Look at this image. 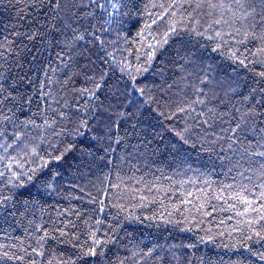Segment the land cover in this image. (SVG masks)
<instances>
[{
  "label": "trees",
  "instance_id": "trees-1",
  "mask_svg": "<svg viewBox=\"0 0 264 264\" xmlns=\"http://www.w3.org/2000/svg\"><path fill=\"white\" fill-rule=\"evenodd\" d=\"M54 9L0 0V144L22 134L0 148V264H264V212L217 199L264 190L261 158L221 133L264 87V0H75L64 20ZM133 82L142 103L126 109ZM208 108L211 127L197 123ZM53 119L61 135L42 127Z\"/></svg>",
  "mask_w": 264,
  "mask_h": 264
},
{
  "label": "snow or ice",
  "instance_id": "snow-or-ice-1",
  "mask_svg": "<svg viewBox=\"0 0 264 264\" xmlns=\"http://www.w3.org/2000/svg\"><path fill=\"white\" fill-rule=\"evenodd\" d=\"M49 6L55 5L54 11L56 12V18L59 20H64L63 16H60V12H64V15L67 16L69 19L72 18V16H75L76 13L73 11V8L75 7V0H44ZM93 3H95V0H93ZM102 7V5H101ZM217 24L220 23V21L216 22ZM65 28L70 29L73 33H75V29L72 28V25L69 23H65ZM217 36H220V33H217ZM34 38V37H29ZM84 37L81 35H74L71 40L65 39L63 43H65L66 46L68 47H75V45L83 41ZM260 52H264V48L259 49ZM241 64H243V61H240ZM260 63H264V61H261ZM261 77H264V72L259 73ZM206 83V82H204ZM132 92H139V96L134 97L132 95V92H126L123 96V102H124V107L126 109H131L135 107L137 104L142 103V96H143V89H137L135 83H132ZM239 85L236 87H231L229 90L233 93H236L239 89ZM97 88H99V85H97ZM3 89L0 87V92H2ZM89 90L88 89H82L81 93H87ZM260 94V99H256L255 93ZM95 97V93L93 92L91 96H89V101H91ZM118 98V97H117ZM3 99H0V106L3 105ZM245 102H250V101H255V105L253 107H249L245 112L241 113L238 117L234 118L235 119V124L234 126H230L227 129H222L221 133H226L227 134V139L230 141L229 143V148H232L233 145H237L238 148L241 150L242 154H246L249 159H253L255 157L261 158L258 163L259 167L261 169V176L264 178V112H259L256 109L264 107V87L260 88H255L251 90V93L249 96L244 97ZM193 104H200L204 105L205 101L203 99H198L193 101ZM67 106V105H65ZM98 105H93L92 109H88L89 111H92V120H95L96 117L99 115L97 111H95V108H98ZM77 111L79 109L77 108ZM180 111H186V109H181ZM192 111L194 112L195 109L193 108ZM237 113H240V109H236ZM109 118H111L114 113H109ZM121 117H123V113L120 114ZM200 116H207V119H203L202 121H197V123H203L205 125H208L211 127L210 121H214L215 116H216V110L214 108H208L207 112L201 110V112L198 114ZM0 116H2V119H0V128L3 126V121L10 119L8 116H4L2 113H0ZM65 115L63 113L60 114V119H65ZM193 119L195 120L196 117L193 116ZM56 124V120L53 119L51 123H49L48 120H45L42 127L45 129H51L54 135H61L62 133H58L55 130L54 125ZM81 127L87 128L89 126V118L85 117L81 119L80 122ZM117 126H119L117 124ZM36 127H41V125H36ZM78 135H83L82 132H77ZM13 141L12 143L7 144L6 146L4 144H0V148H3L5 153H7L8 149L14 148V147H19L20 145L17 142L22 143V134L19 133H13ZM251 137V139H249ZM4 138V133L3 131H0V139ZM219 139H224V135H219ZM248 141V147H243L244 142ZM255 143L256 145V150L255 151H249V148L252 146V144ZM24 147L26 148L27 145L25 144ZM33 149V153H34ZM20 165L17 164V167ZM9 168H11V164H9ZM3 173H0V176H2ZM241 176H244L243 173H240ZM245 180L251 181V177L247 176L244 177ZM227 188H233V185H227ZM256 188L264 189V184L256 185ZM252 190L249 189L247 186H241L238 190L234 191V195H231L227 198H225L222 195L223 189H221V195L217 196V199H224L225 202L229 199H233L238 201L241 205H244V209L242 212H238V215H245L249 211H259V212H264V203H260L259 207H255L257 201H264V190H261L259 193V196L256 199H249L248 198V193H250ZM3 201H0V204H2ZM230 208H235V204L230 205ZM260 219H264V215H261ZM251 223V221H249ZM94 235V234H93ZM94 243L99 245L101 242L99 240L94 239ZM42 254V253H38ZM86 255L89 256H95L96 255V250L95 248H92L90 252L86 253Z\"/></svg>",
  "mask_w": 264,
  "mask_h": 264
}]
</instances>
